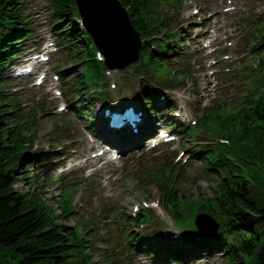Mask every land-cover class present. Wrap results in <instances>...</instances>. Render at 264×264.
<instances>
[{"label":"trees","instance_id":"16d2710c","mask_svg":"<svg viewBox=\"0 0 264 264\" xmlns=\"http://www.w3.org/2000/svg\"><path fill=\"white\" fill-rule=\"evenodd\" d=\"M55 1L57 18L66 16L72 1ZM121 1L136 29L147 37L159 23V7L150 0ZM19 3L0 0V37L7 30L13 36L12 26L24 24ZM260 43L264 45V40ZM154 58L151 55L148 65H154ZM228 119L221 126L232 143L229 152L236 155L241 168L227 162L223 151L210 155L211 165L218 167L222 178L217 194L208 202L219 207L225 237L234 238L226 247L228 264H264V171L247 165L255 159L264 167V94L250 98L249 107L238 108ZM20 135V126H10L0 115V264H90L91 258L84 254L86 242L77 229L64 228L61 234L49 207L12 190L17 175L13 165L25 142Z\"/></svg>","mask_w":264,"mask_h":264},{"label":"rangeland","instance_id":"374dc122","mask_svg":"<svg viewBox=\"0 0 264 264\" xmlns=\"http://www.w3.org/2000/svg\"><path fill=\"white\" fill-rule=\"evenodd\" d=\"M204 1L207 2L206 0ZM25 4L28 10L30 11V13L32 14V16L34 17V20L36 21V26L33 29V35L31 36V38L38 37V35L48 32V29H47L48 23L46 19V14H47L46 8L48 7V0H28L26 1ZM231 5H232V2L230 6ZM233 5H235L236 9H240V10H244L245 6H248V5L254 6L256 7L257 13L264 10V2L258 3V0H233ZM207 8L208 7H206V10H204V12L210 11V10L211 12H213L210 18L207 19L208 21L204 29L207 31L206 33L207 43L222 42L225 34L235 29V25H234L235 18L230 13H223L221 9H215L213 11L210 8H208L207 10ZM192 20H193L192 22H196V24H198L199 26H202L203 24L202 15L200 14L194 17ZM195 32H198V31H195ZM63 49L60 51V53L63 56H65L66 52ZM208 50H209L208 48H205V51H208ZM56 60H57V56H54L53 61L51 63L54 68H56V64H55ZM69 63L71 62L67 61L65 65H68ZM72 67H74V65L64 67L61 70L59 69H55V70L64 71V69L65 70L72 69ZM49 79H52V78L49 77ZM109 80H114V79L109 77ZM200 80L202 84L201 85L202 95L205 99H207L210 95L213 94L212 84L214 83V79L211 76L201 75ZM208 80H210V82H208ZM55 82L58 84L59 87L63 86V84H61V81H55ZM8 84L9 86L5 90L9 93L18 91L22 93H28L29 95L33 96V98L34 97H38L41 99L50 98V94L47 93V94L41 95V91L38 89V87L34 86L33 83H29L25 79H12V80H9ZM165 87H168V86H165ZM49 89L50 88H47V90ZM118 93H119L118 88H115L112 90V94L116 95ZM177 95H178L177 99L181 100V103H180L181 106L184 107V110H185L184 113L186 114L191 113L192 108L194 107V101H193L192 95L188 93L187 90L178 91ZM96 107L97 105H95L93 108L90 109L91 111L88 112L89 117L94 118ZM75 113L78 114V110H75ZM75 113L74 112L69 113L70 116L75 115V117H72L73 122L69 121L70 123L69 127L63 128V130H65L66 133L62 135V137H60L61 143L62 141L65 140L64 136L67 134V132L68 131L71 132V130H74L72 134L74 135V138L78 140V142L81 141L79 138H83L81 127L85 125V122L84 120L76 117L77 114ZM57 124L61 125V122L57 123L55 120H53L48 115H44L40 119V121H38V136L35 138V140L37 141L36 146L38 149L45 148L46 151H51L49 150V144H48L49 142L47 141V139H49L50 137L49 133L55 130L56 132L54 133V135L60 136L61 129L59 128L57 129V126H58ZM75 128H78V129L76 130ZM55 147L53 148L54 150L52 151V155L48 156V158L45 160V168H43L44 170L42 169L43 172L41 173L39 172L41 168L31 167L30 165L27 171H25L24 173H20L19 182H17V184H15L14 186L16 190L22 193H25V192L27 193V192H32V191L35 193H38L41 196V198L48 201L53 206L54 209H56L55 204L59 197L60 190L58 187L54 189H49L48 187H46L44 178L53 177L55 175L56 170H57L55 169V167H57L58 165V161L56 160L55 157L60 156L63 153H65L62 151L60 152L55 151ZM31 151L35 152L34 149H31ZM131 159H133V156L131 157ZM30 160L32 159H28L26 162H29ZM130 163L131 161L126 162V164L128 165ZM119 165L120 163L115 164L113 167L109 168V171H108V175H110L111 178L117 177V181H118V183H116L115 181L111 180L110 186L113 188V191H114L111 196L101 186L100 177L99 178L95 177L98 185H97V190L94 193L93 199H91V195L88 194V192L86 191L85 185H81L82 183H80L79 185L73 188L75 212L79 214L85 213L86 207L90 206V202H93L92 207H90V211L97 209L98 206L96 205L95 201H96V197L98 196L110 197V203L118 207L124 208L126 211V214H128V212L129 213L131 212L132 204H135L138 201L141 202V200L143 199L145 200L146 197H151V200H153L154 202L157 201L158 192L155 187L153 186L149 187L145 185L144 189L142 187H139L138 189L133 188V185L136 183V180L130 178L129 175L126 174V170L128 168L124 170L123 172L119 171ZM104 167L108 168L107 166H104ZM189 167L190 168L186 169L185 179L178 182L179 185L177 184L178 186H180L182 193L190 195V196H196V194L200 191L201 193L205 195H210L212 192L211 185L205 180L199 181L200 176L198 174H200V164L197 163V161H193L190 163ZM120 173H123V174H120ZM76 175L78 177L77 178L78 181L81 179L85 180L83 176L79 175L78 173H76ZM33 176H38V178L36 180L30 179V177L33 178ZM70 178L72 179L74 178V176H70ZM117 184L119 185L118 188H117ZM182 193L181 195H183ZM96 214L98 215V213ZM154 222L155 220L152 218V216H149L148 222L145 225H143V228L154 224ZM64 223L67 225H74V220L70 219L67 221V223L66 222ZM168 224H170L169 221H168ZM130 227L131 226H129V228ZM137 227L141 228L142 226L137 225ZM100 234L105 235V232L101 231ZM94 256L96 257L95 261L98 263L99 256L98 255L97 256L94 255ZM213 261H214L213 263H204V264H221V257L219 256L216 259L214 258ZM134 263L135 264H150L148 260L144 258H140L138 257V255L135 257Z\"/></svg>","mask_w":264,"mask_h":264},{"label":"water","instance_id":"95a60500","mask_svg":"<svg viewBox=\"0 0 264 264\" xmlns=\"http://www.w3.org/2000/svg\"><path fill=\"white\" fill-rule=\"evenodd\" d=\"M87 30L110 67L131 62L139 41L117 0H75ZM122 60V61H118Z\"/></svg>","mask_w":264,"mask_h":264},{"label":"bare ground","instance_id":"6f19581e","mask_svg":"<svg viewBox=\"0 0 264 264\" xmlns=\"http://www.w3.org/2000/svg\"><path fill=\"white\" fill-rule=\"evenodd\" d=\"M88 161H90V160H88ZM153 247H154V246H153ZM222 250H223V249H221V252H222ZM142 252H144V251L142 250ZM144 253H145V252H144ZM146 254H147V253H146Z\"/></svg>","mask_w":264,"mask_h":264}]
</instances>
